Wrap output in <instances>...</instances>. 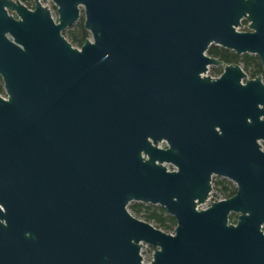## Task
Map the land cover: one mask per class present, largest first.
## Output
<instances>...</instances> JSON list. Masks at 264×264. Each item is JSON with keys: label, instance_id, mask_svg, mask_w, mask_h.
<instances>
[{"label": "water", "instance_id": "water-1", "mask_svg": "<svg viewBox=\"0 0 264 264\" xmlns=\"http://www.w3.org/2000/svg\"><path fill=\"white\" fill-rule=\"evenodd\" d=\"M51 1L0 0V264H264V79L206 73L264 72V0Z\"/></svg>", "mask_w": 264, "mask_h": 264}, {"label": "trees", "instance_id": "trees-1", "mask_svg": "<svg viewBox=\"0 0 264 264\" xmlns=\"http://www.w3.org/2000/svg\"><path fill=\"white\" fill-rule=\"evenodd\" d=\"M29 4H33V0H21ZM83 17L79 16V20L62 30V32L73 42L81 44L86 36H88V31L82 25ZM206 51L213 56L221 59L223 62H228L229 60H236L245 73L250 76L256 72H259L264 79V72L262 71V66L256 54L253 53H235L232 49L217 45L209 44ZM213 71H219L218 68L213 67ZM0 85V90H1ZM212 187L215 196H224L235 190L234 182L226 176L213 174ZM127 206L130 211L139 216L149 218L156 223L166 227L171 228L175 222L174 216L167 212L162 204L150 201L134 200L131 199L127 202Z\"/></svg>", "mask_w": 264, "mask_h": 264}, {"label": "rangeland", "instance_id": "rangeland-1", "mask_svg": "<svg viewBox=\"0 0 264 264\" xmlns=\"http://www.w3.org/2000/svg\"><path fill=\"white\" fill-rule=\"evenodd\" d=\"M44 4H46V5H50V8H51V11H52L53 18L55 19V18H56V13H55V8H54V5H53L52 1H51V0H45ZM80 15H82V13H80L79 16H80ZM77 20H79V17H78ZM206 73L209 74V75L214 76V75L218 74V71H213V66H212V64H209V65L207 66ZM246 76L248 77L247 74H246ZM0 85H1V79H0ZM1 88H2V85H1ZM0 94L3 95V96L5 95L3 89L0 90ZM212 178H214V175H211V181H212ZM203 204H204V202L198 203L197 207H198V206H201V205H203ZM262 226H263V228H264V223L262 224ZM169 229H171V228H169Z\"/></svg>", "mask_w": 264, "mask_h": 264}, {"label": "built area", "instance_id": "built-area-1", "mask_svg": "<svg viewBox=\"0 0 264 264\" xmlns=\"http://www.w3.org/2000/svg\"><path fill=\"white\" fill-rule=\"evenodd\" d=\"M212 182V181H211ZM218 197H221V196H215L214 193H213V187H212V184H211V188L210 190L208 191V194L206 196V199L203 201L204 204L209 202L211 199H215V198H218ZM198 205V204H197Z\"/></svg>", "mask_w": 264, "mask_h": 264}, {"label": "flooded vegetation", "instance_id": "flooded-vegetation-1", "mask_svg": "<svg viewBox=\"0 0 264 264\" xmlns=\"http://www.w3.org/2000/svg\"><path fill=\"white\" fill-rule=\"evenodd\" d=\"M223 63H225V62L222 61V63H220V64H216V65H212V66L215 67V68H218V70H219L218 73H219V72L221 71V69H222V64H223ZM216 75H217V74H216ZM212 175H213V174H212Z\"/></svg>", "mask_w": 264, "mask_h": 264}]
</instances>
